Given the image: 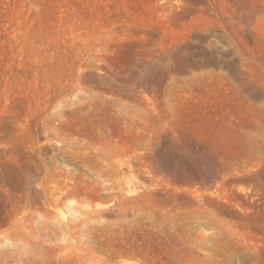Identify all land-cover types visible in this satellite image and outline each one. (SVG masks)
I'll return each instance as SVG.
<instances>
[{"label":"rangeland","instance_id":"obj_1","mask_svg":"<svg viewBox=\"0 0 264 264\" xmlns=\"http://www.w3.org/2000/svg\"><path fill=\"white\" fill-rule=\"evenodd\" d=\"M7 229L34 264H264V0H0Z\"/></svg>","mask_w":264,"mask_h":264},{"label":"bare ground","instance_id":"obj_2","mask_svg":"<svg viewBox=\"0 0 264 264\" xmlns=\"http://www.w3.org/2000/svg\"><path fill=\"white\" fill-rule=\"evenodd\" d=\"M97 153V158L101 159L105 165L110 167L116 174L120 173L117 166L119 160L117 153L109 152L106 149H100ZM119 180H121L120 176ZM76 194L81 195L83 200H87V195L75 176L61 170L45 169L41 195L45 205L56 209L55 215L57 217L61 219L66 217V212L62 210L61 206H67L70 200L68 198ZM7 231L10 230L7 229Z\"/></svg>","mask_w":264,"mask_h":264},{"label":"clouds","instance_id":"obj_3","mask_svg":"<svg viewBox=\"0 0 264 264\" xmlns=\"http://www.w3.org/2000/svg\"><path fill=\"white\" fill-rule=\"evenodd\" d=\"M36 239L12 231H0V264H34Z\"/></svg>","mask_w":264,"mask_h":264}]
</instances>
